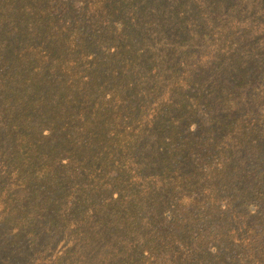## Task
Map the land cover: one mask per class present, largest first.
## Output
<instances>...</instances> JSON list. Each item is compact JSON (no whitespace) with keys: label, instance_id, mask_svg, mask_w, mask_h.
Wrapping results in <instances>:
<instances>
[{"label":"trees","instance_id":"1","mask_svg":"<svg viewBox=\"0 0 264 264\" xmlns=\"http://www.w3.org/2000/svg\"><path fill=\"white\" fill-rule=\"evenodd\" d=\"M0 114L112 264H264V0H0Z\"/></svg>","mask_w":264,"mask_h":264},{"label":"rangeland","instance_id":"2","mask_svg":"<svg viewBox=\"0 0 264 264\" xmlns=\"http://www.w3.org/2000/svg\"><path fill=\"white\" fill-rule=\"evenodd\" d=\"M8 156L9 143L0 136V264H112L107 230L101 236L94 223L78 229L61 219L53 222L44 195L17 181Z\"/></svg>","mask_w":264,"mask_h":264}]
</instances>
